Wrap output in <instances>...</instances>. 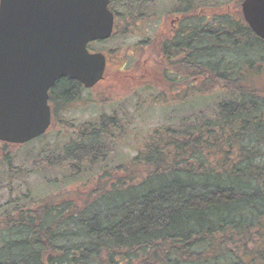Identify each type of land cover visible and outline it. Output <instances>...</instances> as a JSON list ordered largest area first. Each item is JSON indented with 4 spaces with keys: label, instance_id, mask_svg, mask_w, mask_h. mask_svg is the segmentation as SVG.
I'll return each instance as SVG.
<instances>
[{
    "label": "trees",
    "instance_id": "obj_1",
    "mask_svg": "<svg viewBox=\"0 0 264 264\" xmlns=\"http://www.w3.org/2000/svg\"><path fill=\"white\" fill-rule=\"evenodd\" d=\"M157 1L111 0L115 34L103 43L152 23ZM228 2L179 0L174 25L123 50L149 55L117 79L139 78L159 106L193 101L128 161L114 165L120 109L92 100V120L59 116L88 92L68 78L50 91L62 135L0 142V264H264V39Z\"/></svg>",
    "mask_w": 264,
    "mask_h": 264
},
{
    "label": "water",
    "instance_id": "obj_2",
    "mask_svg": "<svg viewBox=\"0 0 264 264\" xmlns=\"http://www.w3.org/2000/svg\"><path fill=\"white\" fill-rule=\"evenodd\" d=\"M110 0H0V142L24 145L52 124L50 90L61 79L91 89L107 58L89 44L113 36ZM242 14L264 39V0H245Z\"/></svg>",
    "mask_w": 264,
    "mask_h": 264
},
{
    "label": "rangeland",
    "instance_id": "obj_3",
    "mask_svg": "<svg viewBox=\"0 0 264 264\" xmlns=\"http://www.w3.org/2000/svg\"><path fill=\"white\" fill-rule=\"evenodd\" d=\"M244 1V0H243ZM242 1V2H243ZM179 0H158L157 6L158 12L156 18L152 20V23L140 24L136 35L131 38H121L116 36L112 41L103 43L101 45L95 44L91 47V51L94 53H103L109 56V53L112 50H116L117 54L114 61L111 59L108 62V69L105 73V79L107 81L100 83L98 86L92 88L86 92L81 99L68 110L62 111L59 116L62 120L67 122H76L81 123L83 121L92 120L97 113L95 112V107L91 103L92 100H97L98 102L108 103L110 108L120 109V113L126 115L128 123L126 127V132L119 142L118 156L115 159L114 165L128 161L134 155V150L139 146L144 138L148 136L149 133L160 124L167 122L168 120H173L176 117L185 116L186 112L190 111V106L193 104V101H189L186 104H176V102L171 105H156L150 100L155 93H147L142 88V80L132 76L130 73L125 79H117L116 74L127 71L134 72L139 68V65L143 60H146L148 57V51L144 54L139 48V50L132 52V54H125L124 49L132 50L135 48L137 42H143L152 37L155 33L161 32L162 29L167 28L169 25H174L177 22L176 16L171 13L176 7H178ZM237 1H231L227 3L226 8L232 15L238 13L242 14L241 6L236 10ZM241 2V3H242ZM231 3V4H230ZM176 6V7H175ZM162 11V12H161ZM171 13L172 15H169ZM169 15V17H167ZM155 20V21H154ZM166 32L163 34L160 33V36L164 38ZM134 50V49H133ZM151 67L152 74H157L156 69L153 68L155 65L147 64ZM146 65V66H147ZM137 74L135 76H140ZM157 81V77L153 79ZM159 96V95H158ZM169 96V95H168ZM178 100H182L180 97ZM177 100V101H178ZM210 104L216 103L217 99L212 97ZM180 103V102H177ZM58 133L62 135L64 133V127L62 125H55L50 129V139H53V136ZM24 152V151H23ZM57 172H53L52 181H57L59 183L62 178V174L57 176ZM23 183V182H22ZM43 180L41 177L32 176L30 179L26 180V188H29L33 193L39 188L38 186L43 185ZM39 194L36 195L38 198Z\"/></svg>",
    "mask_w": 264,
    "mask_h": 264
}]
</instances>
